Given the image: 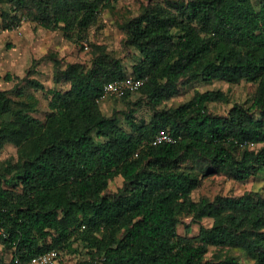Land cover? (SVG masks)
I'll return each instance as SVG.
<instances>
[{"label": "trees", "instance_id": "1", "mask_svg": "<svg viewBox=\"0 0 264 264\" xmlns=\"http://www.w3.org/2000/svg\"><path fill=\"white\" fill-rule=\"evenodd\" d=\"M113 1L11 0L14 13L2 15L5 27L25 17L84 47ZM22 10L27 15L19 18ZM122 28L126 44L138 50L130 76L147 78L136 99L128 90L119 96L124 110L101 109L104 85L129 75L97 43L90 65L56 60L55 81L66 88H47L28 70L22 80L49 98L43 119L35 115L34 92L18 84L0 88V156L8 142L18 155L0 157V221L7 232L0 242L12 254L9 264L51 249L75 264L99 256L103 264H264V194L193 196L205 176L246 181L264 169V0L152 1ZM200 80L257 88L252 103L234 102L226 114L209 109L229 103L221 89L197 90L176 107H161ZM142 103L151 108L148 119L136 115ZM164 131L175 142L152 144ZM119 176L123 185L110 193ZM185 218L199 224L195 236L179 232ZM206 218L212 222L204 224Z\"/></svg>", "mask_w": 264, "mask_h": 264}, {"label": "rangeland", "instance_id": "2", "mask_svg": "<svg viewBox=\"0 0 264 264\" xmlns=\"http://www.w3.org/2000/svg\"><path fill=\"white\" fill-rule=\"evenodd\" d=\"M152 1L162 0H114L113 6L102 12L98 24L89 29L88 37L84 40L89 45V48L86 49L82 43L78 45L69 39L63 30L48 29L32 20L26 19L23 23H18L20 26L16 27L18 18L8 19L12 26L5 27L2 13L12 14L14 11L11 10V0H0V88L11 91L18 84L19 87L25 86L26 92H34L39 99V109L35 115L43 119L49 111L47 93L42 90L35 91L22 79L26 77L28 70H32L35 74H31V76L40 79L47 88H66V84L55 81L56 60L63 63L78 61L90 65L93 55H95L94 52H98L93 43L105 45L106 52L120 59L127 75H130L138 50L126 44L127 34L122 28V24L126 18L139 14L143 6ZM23 15H27L26 10L20 12L19 18ZM7 73L10 74V79L5 78ZM256 88V84L246 81L228 83L216 80L209 83L200 80L185 85L179 94L163 101L161 107H176L189 100L197 90L221 89L228 93L229 103L212 102L209 103V109L214 113L226 114L234 102L245 105L252 103ZM140 95L139 91L135 92L131 99H136ZM100 106L106 115L113 114L115 110L127 108L126 102L119 96L106 98L100 102ZM137 109L138 119L150 117L151 108L147 104L142 103ZM120 118V124L128 128L126 119L122 115ZM17 156L16 146L10 142L6 143L0 156L1 159L4 161L17 159ZM122 185L123 178L119 176L111 181L109 192H116ZM250 190H257L264 194V169L246 181L236 180L223 173L205 176L199 187L193 192V196L198 199L204 195L213 197L218 193L238 195ZM211 222L212 220L208 218L203 221L204 224ZM198 231L199 224L190 223V219L185 218L179 224V232L182 234L187 233L195 236ZM11 259V252L0 242V264H9Z\"/></svg>", "mask_w": 264, "mask_h": 264}, {"label": "built area", "instance_id": "3", "mask_svg": "<svg viewBox=\"0 0 264 264\" xmlns=\"http://www.w3.org/2000/svg\"><path fill=\"white\" fill-rule=\"evenodd\" d=\"M26 20L25 17L22 18L21 23H23ZM20 25H16V27H19ZM84 47L86 49L89 48V45L87 42H84ZM146 77H134V76H126V77H120L116 78L112 81L107 82L104 85V89L102 91V94L98 98L99 102H102L106 98L110 96H122L123 93L128 90L131 92L138 91L146 82ZM175 137H173L169 132H161L157 134L152 139V144H160L163 142H175ZM250 146L254 147L256 146L255 142H250ZM137 155V154H136ZM0 234L3 236L7 235V232L5 231L4 227L1 224L0 221ZM104 257L99 256L97 257L92 264H103ZM15 264H75L68 260L58 249H51L48 250L36 257H33L32 259L22 262L19 258L15 259Z\"/></svg>", "mask_w": 264, "mask_h": 264}]
</instances>
